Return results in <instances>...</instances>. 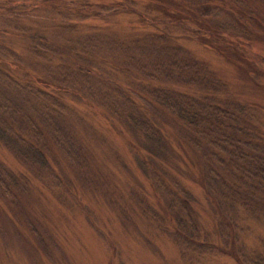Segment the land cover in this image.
<instances>
[{"label":"trees","instance_id":"trees-1","mask_svg":"<svg viewBox=\"0 0 264 264\" xmlns=\"http://www.w3.org/2000/svg\"><path fill=\"white\" fill-rule=\"evenodd\" d=\"M4 5L9 14L1 12ZM46 10L53 13L49 25L37 23V13ZM101 11L111 21L101 19ZM34 14V21H26ZM0 17V80L2 76L7 85L19 88L17 96L43 111L41 115H50L45 122L35 108L20 107L18 118L0 116V144L14 151L21 162L42 165L51 174V182L56 180L64 192L72 190L63 185L61 175L59 178L57 169L63 163L46 154L47 147L40 142L46 135L41 130L50 122H68L73 112L83 119L80 109L65 96L75 94L82 102L84 97L72 84L101 80L104 75L107 84L103 88L127 99L139 111L136 117L128 114L123 122L145 142L134 162L154 190L159 185V191H168L173 201L189 206L191 190L169 174L161 161L177 148L187 158L183 168L194 171L192 176L207 191L213 209L264 212V134L251 128L254 108L249 102L227 100L215 64L209 65L204 56L195 54L192 44H199L205 53H216L252 78L258 66L263 68L264 55L246 57L244 47L264 50V0H0ZM15 18L26 24L19 26ZM92 47L109 50L111 59L95 60L87 53ZM14 57L19 60H7ZM112 69L143 87L137 91L112 78ZM19 70L20 76L16 74ZM250 80L256 87H264V83ZM7 95L1 97L9 100ZM142 104L164 113L183 135L170 139L155 119L141 111ZM86 111L97 114L93 107ZM71 161L67 162L73 164ZM4 170L8 184L23 188L30 183L27 172L16 167ZM158 173L165 175V184L158 181ZM36 188L44 187L35 183Z\"/></svg>","mask_w":264,"mask_h":264},{"label":"rangeland","instance_id":"rangeland-1","mask_svg":"<svg viewBox=\"0 0 264 264\" xmlns=\"http://www.w3.org/2000/svg\"><path fill=\"white\" fill-rule=\"evenodd\" d=\"M3 7L1 12L9 14V7ZM46 11L37 13V23H49L53 13ZM102 12L100 18L111 21V17H105ZM35 15L27 17L26 21H34ZM26 21L15 18L19 26ZM192 44L195 54L204 56L209 65L215 64L216 74L225 83L223 94L227 100L251 103L254 108L251 128L254 133L264 134V87H256V82L250 80L264 83V66L260 69L258 66L257 74L249 78L216 53H205L199 44ZM244 48L246 57L264 55L263 49L247 45ZM89 49L87 53L95 60L98 57L111 59L109 50ZM6 55L11 57L8 51ZM14 58L7 60H19V57ZM104 70L101 72L105 74ZM112 71V78L134 90L143 87V83L126 79L119 70ZM21 73L19 70L16 74L20 76ZM100 77L101 80L88 79L72 84L71 88L84 97L82 102L75 94L65 96L69 104L80 109L83 119L73 112L68 122L64 119L54 125L50 122L49 127L41 130L46 139L40 142L45 143L49 158L58 157L59 164L63 163L57 172L65 181L63 185L70 186L71 191L64 192V187L56 180L51 182L48 177L51 174L42 165L21 162L14 151L1 142L0 264H264V212L213 209L207 200V191L195 182L194 171L183 168L188 164L187 158L177 148L170 151L169 158L161 161L166 163L163 165L169 174L191 190L189 206L183 207L182 201L176 199L173 201L168 191H159V185L154 190L142 168L134 162L141 147L145 148V142L123 122L126 116L129 118L128 114L136 117L139 111L131 107L127 99L109 94L107 88H103L106 78ZM98 87L106 90L105 93ZM17 90L19 88L7 85L1 76L0 116L18 118L17 110L28 107L35 108L39 119L44 118L46 122V117L50 118L17 96L20 92ZM4 93L10 101L1 97ZM90 107L97 114H87ZM139 107L162 126L170 139L183 135L182 130L163 117L164 113L155 112V108L146 104ZM162 128L159 132H163ZM136 147L139 149H133ZM194 158L196 160V155ZM5 167L27 172L28 186L8 184L3 175ZM163 173H158L162 185L166 183ZM35 183H41L44 188L35 189Z\"/></svg>","mask_w":264,"mask_h":264},{"label":"bare ground","instance_id":"bare-ground-1","mask_svg":"<svg viewBox=\"0 0 264 264\" xmlns=\"http://www.w3.org/2000/svg\"><path fill=\"white\" fill-rule=\"evenodd\" d=\"M185 60V59H184ZM186 63V62H185ZM22 87V86H21ZM31 87V86H30ZM39 88H37V90H38ZM23 90H25V89H23ZM18 91V90H17ZM19 92V91H18ZM30 94V93H29Z\"/></svg>","mask_w":264,"mask_h":264}]
</instances>
